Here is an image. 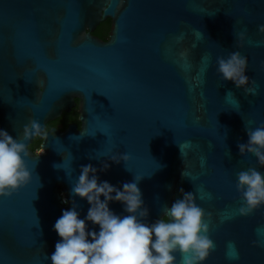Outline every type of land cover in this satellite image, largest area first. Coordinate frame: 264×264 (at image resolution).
Segmentation results:
<instances>
[{
	"label": "water",
	"instance_id": "95a60500",
	"mask_svg": "<svg viewBox=\"0 0 264 264\" xmlns=\"http://www.w3.org/2000/svg\"><path fill=\"white\" fill-rule=\"evenodd\" d=\"M108 18L104 42L92 32ZM260 24L264 0H0V129L22 139L38 120L45 130L43 153L34 158L29 148L25 161L30 183L0 198V264H50L62 210L74 201L87 213V202L71 195L87 164L118 187L142 176L149 223L180 189L197 195L214 242L204 264H264V209L240 216L236 191V174L258 167L237 145L247 142L245 125L264 122ZM235 50L248 59L255 96L215 71L216 58ZM73 95L82 132L46 131ZM111 155L127 158L117 164ZM109 207L126 214L120 203Z\"/></svg>",
	"mask_w": 264,
	"mask_h": 264
},
{
	"label": "clouds",
	"instance_id": "9594fccd",
	"mask_svg": "<svg viewBox=\"0 0 264 264\" xmlns=\"http://www.w3.org/2000/svg\"><path fill=\"white\" fill-rule=\"evenodd\" d=\"M257 29L264 33V24ZM234 35L235 43L245 38L244 31ZM182 39L183 34L175 37V42L180 43ZM258 43L264 45V41ZM185 55L184 51L179 53L181 58ZM247 66V57L237 50L215 61V71L222 81H230L246 97L255 96L258 84L246 75ZM77 129L82 132V125L77 124ZM245 131L247 142L238 143L239 154L253 156L258 167H249L236 174L240 216L250 215L264 206V172L259 171L264 168V122L255 127L245 125ZM44 135L45 130L38 120H30L23 127L22 139L0 129V198L10 197L30 183L31 172L25 163L30 154L27 142ZM43 151L39 149L32 155L37 158ZM181 155L183 157L182 152ZM126 158L110 156L111 162L117 164ZM109 167L105 161L100 171H107ZM97 171L91 164L80 167L71 186V195L85 200L89 207L84 217L74 201L71 208L62 210L53 224L58 240L48 256L50 264H177V255L182 257V264H204L214 242L209 236V225L205 223V210L196 203L197 195L180 189L181 197L170 206L165 205L161 217L149 223V209L138 187L142 176H135L118 187L100 181ZM182 176H186L185 171ZM114 202L120 203L126 214L111 210L109 205ZM253 243L259 246L257 241Z\"/></svg>",
	"mask_w": 264,
	"mask_h": 264
},
{
	"label": "flooded vegetation",
	"instance_id": "af4514ba",
	"mask_svg": "<svg viewBox=\"0 0 264 264\" xmlns=\"http://www.w3.org/2000/svg\"><path fill=\"white\" fill-rule=\"evenodd\" d=\"M98 29V33L94 34L95 30ZM94 32H92V35L99 38L100 40L106 42L109 40V33L111 30V20L108 18L105 21L101 22ZM73 102L74 105L71 107V109L68 112H63L58 118L55 120L49 122L46 124V131L50 130L51 128L58 129L60 131H64L69 125H76L81 124L82 122L80 120L81 116V107H80V99L78 96L73 95ZM77 132L78 129L76 130ZM42 138L36 137L33 139L32 143L29 145L30 150L35 153L39 149H42L41 147ZM62 194V192H61ZM63 195V194H62Z\"/></svg>",
	"mask_w": 264,
	"mask_h": 264
},
{
	"label": "trees",
	"instance_id": "16d2710c",
	"mask_svg": "<svg viewBox=\"0 0 264 264\" xmlns=\"http://www.w3.org/2000/svg\"><path fill=\"white\" fill-rule=\"evenodd\" d=\"M97 33H98V29H97V30H95L94 34H97Z\"/></svg>",
	"mask_w": 264,
	"mask_h": 264
},
{
	"label": "snow or ice",
	"instance_id": "6c2138e0",
	"mask_svg": "<svg viewBox=\"0 0 264 264\" xmlns=\"http://www.w3.org/2000/svg\"><path fill=\"white\" fill-rule=\"evenodd\" d=\"M260 209H264V206H262Z\"/></svg>",
	"mask_w": 264,
	"mask_h": 264
}]
</instances>
